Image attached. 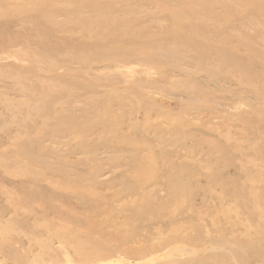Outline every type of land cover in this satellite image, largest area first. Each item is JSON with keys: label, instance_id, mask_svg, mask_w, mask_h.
<instances>
[{"label": "rangeland", "instance_id": "obj_1", "mask_svg": "<svg viewBox=\"0 0 264 264\" xmlns=\"http://www.w3.org/2000/svg\"><path fill=\"white\" fill-rule=\"evenodd\" d=\"M0 264H264V0H0Z\"/></svg>", "mask_w": 264, "mask_h": 264}, {"label": "bare ground", "instance_id": "obj_2", "mask_svg": "<svg viewBox=\"0 0 264 264\" xmlns=\"http://www.w3.org/2000/svg\"><path fill=\"white\" fill-rule=\"evenodd\" d=\"M96 247V246H95Z\"/></svg>", "mask_w": 264, "mask_h": 264}]
</instances>
